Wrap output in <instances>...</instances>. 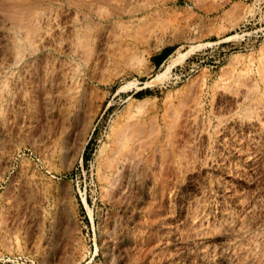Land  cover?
Here are the masks:
<instances>
[{"label":"rangeland","instance_id":"374dc122","mask_svg":"<svg viewBox=\"0 0 264 264\" xmlns=\"http://www.w3.org/2000/svg\"><path fill=\"white\" fill-rule=\"evenodd\" d=\"M0 264H264V0H0Z\"/></svg>","mask_w":264,"mask_h":264},{"label":"crops","instance_id":"0c3cea01","mask_svg":"<svg viewBox=\"0 0 264 264\" xmlns=\"http://www.w3.org/2000/svg\"><path fill=\"white\" fill-rule=\"evenodd\" d=\"M163 58H164V55H162L161 53H158V54H156L154 57H153V60H152V62H153V64H154V66H157L159 63H163ZM160 64V65H161Z\"/></svg>","mask_w":264,"mask_h":264},{"label":"trees","instance_id":"16d2710c","mask_svg":"<svg viewBox=\"0 0 264 264\" xmlns=\"http://www.w3.org/2000/svg\"><path fill=\"white\" fill-rule=\"evenodd\" d=\"M165 57H166V56H165ZM164 59H165V58H163V60H164ZM160 64H161V63H159L157 66H160ZM84 162H85V161H84Z\"/></svg>","mask_w":264,"mask_h":264}]
</instances>
